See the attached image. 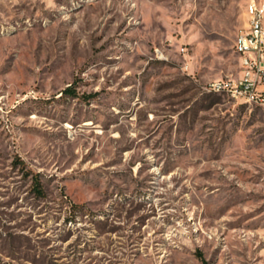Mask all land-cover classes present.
Masks as SVG:
<instances>
[{
    "label": "rangeland",
    "instance_id": "obj_1",
    "mask_svg": "<svg viewBox=\"0 0 264 264\" xmlns=\"http://www.w3.org/2000/svg\"><path fill=\"white\" fill-rule=\"evenodd\" d=\"M251 1L0 0V264H264Z\"/></svg>",
    "mask_w": 264,
    "mask_h": 264
},
{
    "label": "built area",
    "instance_id": "obj_2",
    "mask_svg": "<svg viewBox=\"0 0 264 264\" xmlns=\"http://www.w3.org/2000/svg\"><path fill=\"white\" fill-rule=\"evenodd\" d=\"M253 16L237 34L234 47L238 55V73L216 79L208 88L226 92L246 102L264 107V2L252 0Z\"/></svg>",
    "mask_w": 264,
    "mask_h": 264
},
{
    "label": "trees",
    "instance_id": "obj_3",
    "mask_svg": "<svg viewBox=\"0 0 264 264\" xmlns=\"http://www.w3.org/2000/svg\"><path fill=\"white\" fill-rule=\"evenodd\" d=\"M67 90H70V88H68ZM34 190L37 193V195L42 196L44 194V191L42 189V184L39 182V180L35 181Z\"/></svg>",
    "mask_w": 264,
    "mask_h": 264
},
{
    "label": "bare ground",
    "instance_id": "obj_4",
    "mask_svg": "<svg viewBox=\"0 0 264 264\" xmlns=\"http://www.w3.org/2000/svg\"><path fill=\"white\" fill-rule=\"evenodd\" d=\"M253 16V7H252V1L250 2V8H249V16L248 17H252ZM260 22L264 23V16L263 14H260Z\"/></svg>",
    "mask_w": 264,
    "mask_h": 264
}]
</instances>
